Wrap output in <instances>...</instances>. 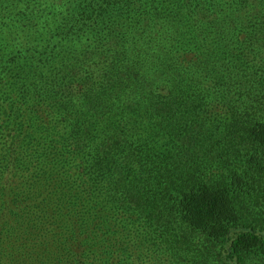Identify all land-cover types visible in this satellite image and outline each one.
Segmentation results:
<instances>
[{"label": "trees", "instance_id": "trees-1", "mask_svg": "<svg viewBox=\"0 0 264 264\" xmlns=\"http://www.w3.org/2000/svg\"><path fill=\"white\" fill-rule=\"evenodd\" d=\"M0 264H264V0H0Z\"/></svg>", "mask_w": 264, "mask_h": 264}]
</instances>
